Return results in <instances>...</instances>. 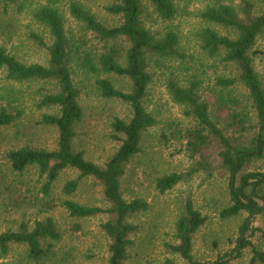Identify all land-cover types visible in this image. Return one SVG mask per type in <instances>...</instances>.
<instances>
[{"label": "rangeland", "instance_id": "1", "mask_svg": "<svg viewBox=\"0 0 264 264\" xmlns=\"http://www.w3.org/2000/svg\"><path fill=\"white\" fill-rule=\"evenodd\" d=\"M69 0H60L64 28L72 47L80 55L87 52L97 56L108 46L115 44L124 52L128 43L122 39L105 42L75 20L67 10ZM88 8L101 23L114 26L120 22L118 16L110 14L106 6L116 0H76ZM178 5L175 16L162 20L156 16L151 5L142 1L144 25L158 37L167 32L178 36L176 53L169 57L149 56L147 71L151 80L142 105L155 119L154 125L141 135L139 151L123 166L119 179L120 192L124 200H143L147 208L131 213L126 222L134 227L129 232L123 264H191L177 251L176 222L185 214V204L190 201L203 217V224L192 235L191 256L198 264H258L251 262V248L242 250L237 257L234 247L240 236V225L248 219V238L253 246L264 250V185L255 188L257 194L250 197L259 210L249 216L245 210L237 215L222 217L221 210L231 204L229 194L230 171L218 161L220 145L210 136L195 150L189 145L198 123L190 107L176 101L168 83L174 81L181 87L196 82V93L208 107L210 119L237 143L246 144L260 132L257 117L248 93L237 80V69L223 61V52L209 56L200 48L199 33L206 27L221 35H234L233 31L203 20L199 13L207 4L205 0H175ZM45 0H16L7 13L0 3V44L18 60L26 63L48 64V52L33 40L30 33L40 34L47 45L52 42L46 28L30 17V12ZM238 0L233 1L235 7ZM22 7L19 9L18 7ZM257 4L256 10H258ZM252 56L253 68L264 87V32L256 40ZM75 53V52H74ZM75 53L70 60V69L75 86L79 90L78 102L83 116L75 126L73 148L81 152L86 160L104 167L117 150L120 141L111 123L115 118L128 121L131 108L128 103L101 95L97 79H108L112 85L124 92L130 91L126 77L92 72L81 67L80 56ZM0 70V94L12 90L19 98L22 116L11 126L0 127V233L17 231L22 225L32 229L35 220L50 217L60 234L57 241H45L51 245L50 252L38 262L27 257L24 244H9V250L0 256V264H109L110 239L101 225L112 216L99 213L94 216L76 218L61 206L62 199L77 203L108 208L102 184L92 176H79L73 168L60 171L54 183L49 206L42 200L40 187L43 178L32 167L23 174L12 171L7 153L12 149L29 146L36 149L54 150L57 147V129L40 122L43 114H57L52 106H38L42 96L56 88L49 81L9 82ZM219 77L234 79V84L222 86ZM1 105L6 101L0 98ZM243 118L244 123L236 122ZM249 171L264 173V151L251 157L234 175L238 185L240 175ZM177 173L180 180L170 189L160 192L156 186L158 178ZM76 180V189L66 195L63 186ZM250 188L245 190L249 194ZM249 226V225H248ZM242 237V238H243Z\"/></svg>", "mask_w": 264, "mask_h": 264}, {"label": "trees", "instance_id": "2", "mask_svg": "<svg viewBox=\"0 0 264 264\" xmlns=\"http://www.w3.org/2000/svg\"><path fill=\"white\" fill-rule=\"evenodd\" d=\"M60 0H45L44 4L35 7L30 12V17L36 23L46 28L52 42L47 45L44 38L37 33H30L31 37L48 52V64H26L11 54L4 45L0 44V70H4V79L9 82L23 83L28 81H49L56 88L42 96L38 106H52L58 109L57 114H43L40 122L53 125L57 129V147L54 150L36 149L29 146L12 149L7 153V161L12 171L23 174L34 167L39 176L43 178L40 192L42 200L49 206L51 192L60 171L73 168L79 176H92L102 184L104 198L109 202L108 208L90 206L77 203L71 199H62L61 206L66 212L76 218H84L107 212L112 217L103 222L101 227L109 237V264H123L126 258L127 246L130 244L129 232L134 227L126 222L129 214L147 208L141 199L126 201L123 199L119 179L123 174L124 164L135 155L140 148L141 135L147 128L154 125L155 119L146 112L142 99L146 94L151 80L147 71L149 56L169 57L176 53L179 42L178 36L167 32L158 37L147 28L142 20L143 0H116L106 6V10L118 16L120 22L114 26H107L97 20L96 16L76 0H69L67 10L69 14L86 28L93 32L97 38L105 42L122 39L128 43L127 49L122 52L119 47L112 44L97 56L87 52L78 53V48L72 47V42L66 34L62 11L59 8ZM153 8L157 17L162 20L173 18L178 5L175 0H146ZM206 5L200 11V17L216 25L233 31L234 35H221L210 27L204 28L200 33V48L209 56H216L223 52V61L233 64L237 69V80L246 88L248 99L251 102L260 127L259 135L256 134L246 144L237 143L229 138L210 119L207 105L200 100L196 93V82H190L188 87H181L174 81L168 83L172 97L187 104L190 112L198 123V128L193 133V141L189 145L195 150L202 145L208 137H214L220 145L218 161L230 171L229 194L231 204L221 210L222 217L237 215L245 210L249 216L254 215L259 207L250 197L257 194L255 188L264 185V173L249 171L239 176L238 185H234V175L251 157L260 155L264 151V87L253 68L252 56L256 40L264 32V0H238L235 7L234 0H205ZM3 12L7 13L11 4L16 0H0ZM259 4L258 10H256ZM21 9L22 7H18ZM80 56L82 68L92 72H102L126 77L130 81V91L124 92L115 88L108 79H97L96 83L102 96L120 99L131 108V117L128 121L115 118L111 127L117 134L115 138L120 141L119 146L104 167L86 160L81 152L73 148L75 126L81 121L83 112L78 102L79 90L72 79L70 60L75 53ZM219 84L229 86L234 84V79L219 77ZM6 101L0 103V127L11 126L22 116L19 98L12 90L0 94ZM236 122L244 123L243 118H236ZM260 136V139H259ZM181 176L171 173L160 177L156 186L160 192L172 188ZM78 183L76 180L67 181L63 192L72 193ZM250 188L249 194L245 190ZM50 200V201H49ZM204 217L194 209L192 203L185 204V214L176 222V237L179 244L172 247L191 264H198L192 260L191 246L193 233L203 224ZM249 229L248 219L240 225V236L234 247L237 257L242 250L251 248V262L264 264V250L252 245L248 238H242ZM60 237L53 220L46 217L35 220L29 230L22 225L17 231L0 233V256L9 250V244H24L27 257L38 262L44 258L51 249L45 246V241H57ZM218 264H223L219 262Z\"/></svg>", "mask_w": 264, "mask_h": 264}, {"label": "water", "instance_id": "3", "mask_svg": "<svg viewBox=\"0 0 264 264\" xmlns=\"http://www.w3.org/2000/svg\"><path fill=\"white\" fill-rule=\"evenodd\" d=\"M259 139H260V136H259ZM253 221V216L251 217V219H250V221H249V232L251 231V227H250V223ZM246 235H248V233H246L245 235H244V237H246ZM243 237V238H244Z\"/></svg>", "mask_w": 264, "mask_h": 264}]
</instances>
